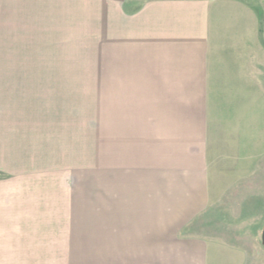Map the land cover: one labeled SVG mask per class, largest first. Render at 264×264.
I'll return each mask as SVG.
<instances>
[{"label": "crops", "instance_id": "1", "mask_svg": "<svg viewBox=\"0 0 264 264\" xmlns=\"http://www.w3.org/2000/svg\"><path fill=\"white\" fill-rule=\"evenodd\" d=\"M138 1L117 0L131 49L145 41L136 39L138 23L157 25L145 42L164 51L157 56L162 66H216L211 22L197 11L213 0L131 6ZM145 10L157 16L145 17ZM175 77L140 87L147 91L140 99L130 83L133 92L117 99L113 125L105 127L101 112L94 209L24 208L40 207L39 198L15 207L21 199L6 187L21 185L23 171L37 167L36 155H51L52 164L53 154L66 152L77 119L69 98L62 113L45 106L57 98L45 103L43 93L0 100V264H264V154L251 146V125L215 108L225 100L214 103L208 82Z\"/></svg>", "mask_w": 264, "mask_h": 264}, {"label": "rangeland", "instance_id": "2", "mask_svg": "<svg viewBox=\"0 0 264 264\" xmlns=\"http://www.w3.org/2000/svg\"><path fill=\"white\" fill-rule=\"evenodd\" d=\"M197 11L211 22L213 69L162 66L157 56L164 51L145 42L157 25L138 23L136 39L145 41L131 49L125 41L130 27L117 0H0V100L43 93L45 103L57 98L45 106L62 113L69 98L68 110L77 119L76 139L66 152L53 154L52 164L51 155H36L37 167L23 171L21 185L6 187L14 189L13 199H21L16 208H23V198L42 200L40 207L24 208H99V118L103 112L105 127L114 124L117 99L133 92L130 83L140 99L147 91L139 88L151 81L178 80L179 73L184 82L203 79L214 103L225 100L215 108L245 116L251 146L264 154V0H213L207 11L199 5ZM144 16L157 15L145 10Z\"/></svg>", "mask_w": 264, "mask_h": 264}, {"label": "water", "instance_id": "3", "mask_svg": "<svg viewBox=\"0 0 264 264\" xmlns=\"http://www.w3.org/2000/svg\"><path fill=\"white\" fill-rule=\"evenodd\" d=\"M262 241L264 243V230H263V233H262Z\"/></svg>", "mask_w": 264, "mask_h": 264}]
</instances>
